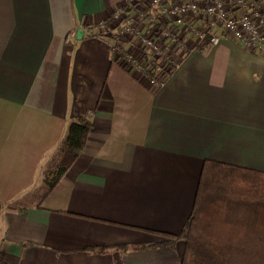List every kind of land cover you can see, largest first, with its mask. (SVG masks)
I'll return each instance as SVG.
<instances>
[{
    "label": "crops",
    "instance_id": "0c3cea01",
    "mask_svg": "<svg viewBox=\"0 0 264 264\" xmlns=\"http://www.w3.org/2000/svg\"><path fill=\"white\" fill-rule=\"evenodd\" d=\"M130 1L0 0V251L16 264H179L204 162L264 173V60L220 35L152 90L97 26Z\"/></svg>",
    "mask_w": 264,
    "mask_h": 264
},
{
    "label": "built area",
    "instance_id": "2783aa9c",
    "mask_svg": "<svg viewBox=\"0 0 264 264\" xmlns=\"http://www.w3.org/2000/svg\"><path fill=\"white\" fill-rule=\"evenodd\" d=\"M97 26L107 35L116 32L115 60L143 74L152 90L177 67L180 52L206 39L215 44L220 35L264 60V0H131ZM132 41L138 54L121 51V42Z\"/></svg>",
    "mask_w": 264,
    "mask_h": 264
},
{
    "label": "trees",
    "instance_id": "16d2710c",
    "mask_svg": "<svg viewBox=\"0 0 264 264\" xmlns=\"http://www.w3.org/2000/svg\"><path fill=\"white\" fill-rule=\"evenodd\" d=\"M89 127L87 116L68 125L61 145L67 166L83 148ZM174 238L185 243L179 264H264V173L205 161L192 212ZM0 264L16 259L0 251Z\"/></svg>",
    "mask_w": 264,
    "mask_h": 264
},
{
    "label": "rangeland",
    "instance_id": "374dc122",
    "mask_svg": "<svg viewBox=\"0 0 264 264\" xmlns=\"http://www.w3.org/2000/svg\"><path fill=\"white\" fill-rule=\"evenodd\" d=\"M56 157H54L53 158V161L54 160H56L55 159ZM64 163H67L68 162V158L66 157L65 159H64V161H63ZM52 171H54V170H52ZM51 170L50 171H46V172H48V175L49 176H51L50 178H49V183H52L53 182V180L56 178V175L58 174V172L57 171H55V173L54 172H52ZM54 173V174H53ZM55 176V177H54ZM45 185H46V183H45ZM42 189H39V191H41Z\"/></svg>",
    "mask_w": 264,
    "mask_h": 264
}]
</instances>
